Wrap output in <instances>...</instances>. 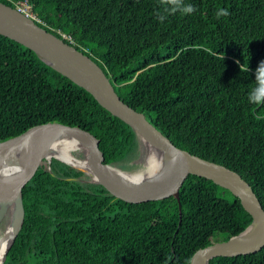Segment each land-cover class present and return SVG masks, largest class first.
Returning <instances> with one entry per match:
<instances>
[{
  "label": "trees",
  "instance_id": "1",
  "mask_svg": "<svg viewBox=\"0 0 264 264\" xmlns=\"http://www.w3.org/2000/svg\"><path fill=\"white\" fill-rule=\"evenodd\" d=\"M26 1L49 32L97 62L122 101L176 147L239 174L264 209V104L248 98L264 61V0H182L191 14L161 0ZM219 8L230 15L217 19ZM53 121L97 137L105 163L135 166L129 125L0 35V141ZM88 179L57 159L31 178L2 264H189L251 222L237 197L204 177L189 174L178 199L138 204ZM208 264H264V246Z\"/></svg>",
  "mask_w": 264,
  "mask_h": 264
},
{
  "label": "water",
  "instance_id": "2",
  "mask_svg": "<svg viewBox=\"0 0 264 264\" xmlns=\"http://www.w3.org/2000/svg\"><path fill=\"white\" fill-rule=\"evenodd\" d=\"M0 35L32 50L48 66L84 88L99 105L130 126L139 140L140 150L143 143H147L161 152L164 162L161 173L141 182H131L113 172V170H121L124 173L129 171L104 162L97 137L79 126L64 125L56 121L32 126L17 136L1 140L0 151L23 147L32 154L31 160L20 169L13 172L0 171V208L2 209L0 220L8 207L13 206L18 214L17 227L9 247L20 230L24 218L22 187L42 169L49 170L52 159L82 171L88 176V182L102 185L114 197L131 204L178 199L179 189L189 174L207 178L230 191L249 213L251 222L239 234L194 251L189 264H208L210 259L218 256L255 253L264 246V209L250 186L239 174L176 147L146 119L143 113L120 99L109 77L95 60L23 15L13 6L1 1ZM62 135L76 137L85 145L92 174H87L84 170L53 155L57 141ZM248 231L249 234L243 237ZM9 247L0 264L5 260Z\"/></svg>",
  "mask_w": 264,
  "mask_h": 264
},
{
  "label": "bare ground",
  "instance_id": "3",
  "mask_svg": "<svg viewBox=\"0 0 264 264\" xmlns=\"http://www.w3.org/2000/svg\"><path fill=\"white\" fill-rule=\"evenodd\" d=\"M143 149H145L148 153L144 159V168L139 171H129L122 172L121 170H113V172L119 176H122L126 180L131 182H141L143 180L148 179L158 173L163 171L164 162L163 155L160 151L155 150L152 146L147 143H143ZM78 151L81 152V157L72 159L69 158V154L71 152ZM54 154L60 155V158H64L63 161L66 160L67 163H70L82 170H84L87 174H92L90 168V160L87 154V150L85 145L76 137L69 135H62L59 137ZM66 156V157H65ZM70 159L68 162V158ZM32 158V154H30L25 148H17L10 150H1L0 151V171L1 172H13L20 169L23 165L27 164ZM228 176V174L226 175ZM2 209L0 208V211ZM4 214H6L5 222L7 223V228L0 230V257L4 250L9 247L10 241L12 239L13 233L17 227L18 214L14 210V207L11 206L5 209ZM1 221V220H0ZM249 231L244 234L243 237L247 236ZM242 237V238H243ZM4 255V254H3ZM0 258V261L3 258Z\"/></svg>",
  "mask_w": 264,
  "mask_h": 264
},
{
  "label": "clouds",
  "instance_id": "4",
  "mask_svg": "<svg viewBox=\"0 0 264 264\" xmlns=\"http://www.w3.org/2000/svg\"><path fill=\"white\" fill-rule=\"evenodd\" d=\"M162 4L172 5V11L179 10L186 14H191L195 11L192 5H183L182 0H161ZM216 18L227 17L230 15L228 9L219 8L216 13ZM161 20L164 19L163 16L160 17ZM256 85L249 92V101L255 104H264V61H261L257 69L255 70Z\"/></svg>",
  "mask_w": 264,
  "mask_h": 264
},
{
  "label": "rangeland",
  "instance_id": "5",
  "mask_svg": "<svg viewBox=\"0 0 264 264\" xmlns=\"http://www.w3.org/2000/svg\"><path fill=\"white\" fill-rule=\"evenodd\" d=\"M144 152H145V154H144ZM147 153L148 152L145 149H143V147H142L141 150H140L139 156L135 160H133L132 162H130V164L131 163H134L135 166H133L130 169L127 168L125 171H139V170H142L144 168L143 162H144V159H145ZM69 155H70L69 158L71 157L72 159H76V158H80L81 157V152L74 151V152H71ZM54 156L57 157V158H59V159H61V160H64V158L63 159L60 158V155H58V154H54ZM67 158H68V156H67ZM69 158H68V162L70 160ZM126 166L129 167V163ZM122 170H124V169H122ZM5 215L2 217V219L0 221V230H3L5 228H7V225H6L7 223L5 222V220H6V218H5L6 216Z\"/></svg>",
  "mask_w": 264,
  "mask_h": 264
},
{
  "label": "built area",
  "instance_id": "6",
  "mask_svg": "<svg viewBox=\"0 0 264 264\" xmlns=\"http://www.w3.org/2000/svg\"><path fill=\"white\" fill-rule=\"evenodd\" d=\"M12 3L13 7L23 15L31 18L40 26L46 28V23L32 10L31 5L26 0H7ZM73 43V41H71Z\"/></svg>",
  "mask_w": 264,
  "mask_h": 264
}]
</instances>
